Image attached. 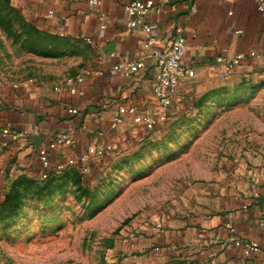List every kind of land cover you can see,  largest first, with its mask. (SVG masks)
<instances>
[{
    "label": "crops",
    "instance_id": "obj_1",
    "mask_svg": "<svg viewBox=\"0 0 264 264\" xmlns=\"http://www.w3.org/2000/svg\"><path fill=\"white\" fill-rule=\"evenodd\" d=\"M126 1L101 0L94 8L87 0H16L34 26L71 40L80 50L68 75L30 78L18 85L0 79V134L5 133L0 137V171L38 177V150L62 132L73 139L52 151L53 163L79 158L90 146L112 144L116 149L142 138V126L125 121L111 129L110 123L119 106L129 105L157 122L164 118L169 109L160 107L153 94L156 68L147 56L145 69L130 77L113 66L136 60L151 48L162 50L176 27L187 42L182 64L195 74L179 80L183 102L222 83L215 73L216 56L253 50L262 56H246L236 72L264 71V19L254 0H153L163 11L151 9L145 17L154 25L147 51L142 29L127 25ZM98 14L105 18L104 29ZM74 76L82 77L81 95L68 90L66 79ZM70 107L78 113H68ZM245 155L233 156L218 170L181 216H167L161 229L140 225L139 249L148 264H264V146ZM235 240H254L260 251L245 255Z\"/></svg>",
    "mask_w": 264,
    "mask_h": 264
},
{
    "label": "rangeland",
    "instance_id": "obj_2",
    "mask_svg": "<svg viewBox=\"0 0 264 264\" xmlns=\"http://www.w3.org/2000/svg\"><path fill=\"white\" fill-rule=\"evenodd\" d=\"M79 50L34 26L16 0H0L1 80L68 75ZM218 78L221 84L169 109L142 138L88 161L87 173L77 164L42 180L3 169L0 264H148L140 225L161 229L162 213L195 203L233 156L264 146V71Z\"/></svg>",
    "mask_w": 264,
    "mask_h": 264
},
{
    "label": "built area",
    "instance_id": "obj_3",
    "mask_svg": "<svg viewBox=\"0 0 264 264\" xmlns=\"http://www.w3.org/2000/svg\"><path fill=\"white\" fill-rule=\"evenodd\" d=\"M87 2L94 8L101 6V0H87ZM257 11L263 16L264 19V0H254ZM124 12L127 15V25L131 28L140 27L145 35L143 41V48L145 51L151 48L154 38L151 31L154 25L145 21V17L151 9L157 13L163 11L161 5L156 4L153 0H127L123 4ZM97 19L101 29L106 27L105 18L102 14H98ZM237 33L239 30L236 31ZM63 36L61 32L59 34ZM85 42L91 43L90 36L82 38ZM187 49L186 38L183 35L181 27L174 29V36L168 41V44L161 49H152L151 51L136 60L120 62L113 66L114 70L121 72L124 76L130 77L145 69V56L150 59L151 64L156 68L153 94L158 101L160 107L165 110L171 109L183 102V97L178 93L179 80L183 75L194 77L195 74L192 69L182 64V58ZM260 58L261 53L250 51L248 53L238 52L234 55L216 56L215 58V73L219 77H227L245 57ZM82 82L81 76L68 77L66 83L70 94L81 95L82 90L79 85ZM0 80V84H1ZM58 90V87H55ZM70 114H77L78 110L75 107L67 109ZM125 121H129L134 125L142 126L145 131H151L155 128L157 119L147 113L137 112L134 106H119L116 114L113 115L110 123L111 129L117 128ZM0 137H5V133H1ZM73 138L66 132H62L57 136L50 139L45 147H42L37 152L38 161V178L46 179L52 172H62L67 168L80 164L84 172H88L89 167L87 162L91 160H100L106 154L114 150L112 144L104 146H90L84 154L79 158L75 156H67L63 160L53 163L51 161V153L58 146L64 145L67 141ZM1 172V171H0ZM170 213H162V217L156 220V226L160 227L162 219L167 216H179L183 214L182 210L169 211ZM161 218V219H160ZM263 221H261L262 223ZM231 231L234 229L227 225ZM235 245L239 246L245 255H250L260 251L259 244L254 240H235Z\"/></svg>",
    "mask_w": 264,
    "mask_h": 264
},
{
    "label": "trees",
    "instance_id": "obj_4",
    "mask_svg": "<svg viewBox=\"0 0 264 264\" xmlns=\"http://www.w3.org/2000/svg\"><path fill=\"white\" fill-rule=\"evenodd\" d=\"M44 33H45V32H44ZM46 34H48V33H46ZM48 35L53 36V37H58V36L51 35V34H48ZM48 177H49V176H48ZM48 177H47V178H48ZM47 178H46V179H47ZM42 180H45V179H42Z\"/></svg>",
    "mask_w": 264,
    "mask_h": 264
}]
</instances>
